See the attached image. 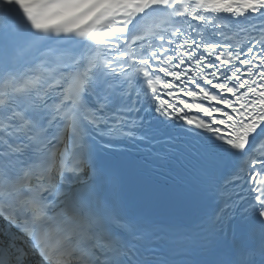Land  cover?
Instances as JSON below:
<instances>
[{"label":"snow or ice","instance_id":"1","mask_svg":"<svg viewBox=\"0 0 264 264\" xmlns=\"http://www.w3.org/2000/svg\"><path fill=\"white\" fill-rule=\"evenodd\" d=\"M177 122L204 134L180 231L109 159ZM29 254L264 264V0H0V264Z\"/></svg>","mask_w":264,"mask_h":264}]
</instances>
